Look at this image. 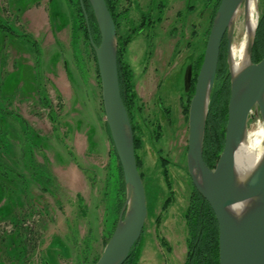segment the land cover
Returning <instances> with one entry per match:
<instances>
[{"label":"rangeland","instance_id":"rangeland-1","mask_svg":"<svg viewBox=\"0 0 264 264\" xmlns=\"http://www.w3.org/2000/svg\"><path fill=\"white\" fill-rule=\"evenodd\" d=\"M183 1L194 12L175 21ZM183 1L165 14L156 32V56L146 55L141 35L127 37H132L129 52L121 55L143 108L135 122L148 214L139 264H183L186 259L184 214L192 185L185 77L205 52L217 10L209 0ZM256 3L260 17V0ZM73 15L70 0H0V163L9 166L0 167V264H93L114 221L116 190L109 178L113 160L101 118V87L83 34L76 27L73 31ZM244 24L241 8L232 39V58L239 66ZM44 95L47 106L39 98ZM256 138L261 156L264 124L253 117L246 145ZM168 197L171 204L162 212ZM157 217L162 221L157 223ZM160 237L168 240L173 255L163 256Z\"/></svg>","mask_w":264,"mask_h":264},{"label":"water","instance_id":"water-1","mask_svg":"<svg viewBox=\"0 0 264 264\" xmlns=\"http://www.w3.org/2000/svg\"><path fill=\"white\" fill-rule=\"evenodd\" d=\"M79 1L89 26L84 1ZM88 1L100 33L98 46L91 36L90 40L96 54L105 122L122 167L126 189L117 226L96 264H124L144 232L148 214L146 193L137 165L132 124L121 97L116 25L105 0ZM256 2L252 15L256 23L249 33L248 0H221L189 105L187 168L193 186L215 215L219 230V264H264V152L243 184L238 178L239 150L246 143L248 122L257 117L264 124V58L259 63L253 62L259 21ZM241 8L244 9L246 44L241 56L243 64L239 66L232 58V39ZM225 37L230 99L223 151L212 170L204 161L203 149ZM191 84L192 68L189 67L185 77L187 92Z\"/></svg>","mask_w":264,"mask_h":264},{"label":"trees","instance_id":"trees-1","mask_svg":"<svg viewBox=\"0 0 264 264\" xmlns=\"http://www.w3.org/2000/svg\"><path fill=\"white\" fill-rule=\"evenodd\" d=\"M83 1L87 15L89 17V26L91 29V35L93 37L94 43L98 46L100 44V33H99L98 25L89 1L88 0H83ZM105 1L110 13L113 15L112 1L111 0H105ZM220 2L221 0H216L214 2V12L218 10ZM260 3L262 6V11L258 21L256 39L253 48V62L255 64L259 63L264 58V0H260ZM70 4L74 14L73 31H75L74 27H76V30H78V32H81L83 34L84 41L86 44L85 46L86 50H89L90 55L93 57V60L95 61L97 68L95 50L90 42L88 25L86 23L80 1L70 0ZM207 35H209V31ZM72 40L73 42L77 40V35L75 32H73L72 34ZM129 42L130 40L127 39L122 44H127ZM226 43H227L226 38H224L221 47L220 60H219L218 71L214 84V89L211 95V102L209 107L207 123H206V132H205L204 149H203L204 161L207 164V166L212 170L215 168L219 160V157L223 151L224 142H225V130H226L227 118H228V104L230 99V75L227 64ZM74 46L75 43H73V47ZM203 57H204V51L201 53L198 60L195 62L193 66L192 88L186 94L185 96L186 98L184 99L183 102V113L185 114L187 121L189 115V105L194 95L195 84L203 62ZM118 72H119L121 97L127 109L132 124L133 132H134V140H135L137 165H138V169L140 170L141 161L137 152L138 150L141 149L142 142L137 134L138 128L135 125L136 118L132 114V113H135V115L137 113L139 114L140 108L138 106L137 94L135 92L133 73L130 67L126 63H124L120 54H118ZM96 73H97L98 83L101 87L98 68L96 69ZM39 98L41 102H43L44 106L48 105L49 101L46 95H44L43 97L40 96ZM101 113H102L101 118L103 120L102 122L104 124L108 140L111 144V153H109V155L112 157L111 162L113 160V162L111 163L113 164V167H110L109 169L111 170L112 174L109 175V178L112 179L114 188L116 190L115 191L116 205L113 211L114 221L108 231V237L106 238V241L104 243L106 246L107 240L110 239L117 226L118 220H115V215L116 212L117 214H119L120 209L124 205L126 198V189H125L122 167L118 159L116 150L114 148L108 125L105 122V112L102 104H101ZM21 123L25 124V121L21 120ZM0 147L3 148L1 142H0ZM3 153L5 152L3 151ZM4 165L5 164H3L2 162L0 163V167H2V169H9L8 165L7 166ZM162 166L165 169L164 176L166 179V183L168 184L167 162L165 160H163ZM140 175L141 178L143 179V175L141 173ZM191 185H192V194L190 197V204L186 211V219H187V230L190 235V238L188 239V243H189L190 251L193 252V255L189 257L190 259L187 262V264H219V230L215 215L208 202L203 199L200 193L193 186L192 182ZM168 188L170 189L169 184H168ZM171 201H172V197H168L166 199L163 207L164 210H166L170 206ZM145 232L146 230L144 229L141 239L134 246L128 260L124 264H139L142 255L143 237ZM24 237L26 243L27 239L25 234ZM99 258L100 257H98L93 262V264H96ZM44 264H48V263L45 262Z\"/></svg>","mask_w":264,"mask_h":264},{"label":"flooded vegetation","instance_id":"flooded-vegetation-1","mask_svg":"<svg viewBox=\"0 0 264 264\" xmlns=\"http://www.w3.org/2000/svg\"><path fill=\"white\" fill-rule=\"evenodd\" d=\"M111 1H112V10H113V15L112 14L111 15L114 19L117 30L118 54L125 56V50H127L128 46L131 44L130 42L127 44H122L125 42L127 37L130 36L139 37V35H141L144 36L145 44L147 43L148 47L145 50H146V55L150 58L157 55L156 52L158 51L157 49L158 44L156 43V41L159 39V35L156 32L163 25L165 14L168 11H173L175 8V4H178V2H181L183 0H146V1L145 0H111ZM210 1L211 0H209L208 2L211 3L214 7V2L216 0H213L211 2ZM183 4L185 5L183 9L176 10L177 13H176L175 21L176 20L184 21V17H185L184 14L190 17L191 13L194 12V6L188 3L186 4V1L185 2L183 1ZM120 30H121V34H120ZM131 38H129V40ZM128 52H129V48L127 50V54ZM193 66H191L192 84H193ZM156 71L157 70L155 69L154 72ZM192 84L190 90L192 88ZM185 98L186 97H184V99ZM140 112H143V108H140ZM132 114L136 118L135 113ZM163 114L165 116H168L170 112L165 110L163 111ZM135 125L137 126L139 131V125H137V122H135ZM164 160L167 162L166 159ZM164 204L162 206V212L165 211L163 208ZM189 204H190V200H189ZM186 211L184 214V223L186 230V237H185L186 259L183 264H187V262L190 259L189 257L193 255V252L190 251L189 243H188V239L190 238V235L187 230ZM157 221H162V220H160V217H157L156 222ZM160 238H161L160 246L165 250L166 253V254L163 253V256L166 255L165 257H168L169 255H173L174 250L172 249L170 243L167 242L168 240H166V238L164 237H160Z\"/></svg>","mask_w":264,"mask_h":264},{"label":"bare ground","instance_id":"bare-ground-1","mask_svg":"<svg viewBox=\"0 0 264 264\" xmlns=\"http://www.w3.org/2000/svg\"><path fill=\"white\" fill-rule=\"evenodd\" d=\"M256 0H248L249 5V23L248 29L249 33L253 32L255 27L256 20L252 19L254 13ZM241 10V9H240ZM245 26V24H244ZM247 143L243 144L239 150V159H238V178L240 183L243 184L246 181V178L250 176L252 171L257 167L260 162L261 156L256 154L258 138L253 139L249 145Z\"/></svg>","mask_w":264,"mask_h":264}]
</instances>
